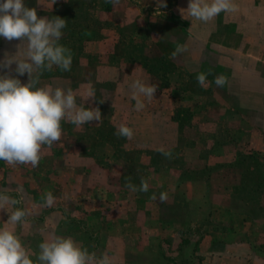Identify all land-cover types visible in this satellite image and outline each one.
I'll return each instance as SVG.
<instances>
[{"label": "rangeland", "instance_id": "1", "mask_svg": "<svg viewBox=\"0 0 264 264\" xmlns=\"http://www.w3.org/2000/svg\"><path fill=\"white\" fill-rule=\"evenodd\" d=\"M255 1L234 0L236 12L204 23L181 16L189 0H24L38 17L66 20L59 43L73 54L70 71L54 66L37 86L71 88L102 116L62 123L35 168L0 161V189L20 200L0 210V227L25 209L15 233L31 258L56 235L113 264H264V22L254 20L264 11ZM15 68L0 76L26 84ZM209 71L201 87L196 76ZM136 81L156 87L153 99L140 96L141 111ZM122 124L130 139L117 135ZM129 177L149 191H130ZM48 192L55 200L44 206Z\"/></svg>", "mask_w": 264, "mask_h": 264}, {"label": "clouds", "instance_id": "2", "mask_svg": "<svg viewBox=\"0 0 264 264\" xmlns=\"http://www.w3.org/2000/svg\"><path fill=\"white\" fill-rule=\"evenodd\" d=\"M117 5L120 0H107ZM56 0H52L55 4ZM159 7H166L160 0ZM238 10L234 0H189L187 9H180L181 16L188 20L211 22L223 13ZM67 22L58 16L38 17L35 8L25 6L24 0H0V37L8 41L18 40V50L13 56H6L0 67L11 68L16 64L15 72L19 76L28 75V82L22 84L20 79L11 76H0V161L10 166L39 165L45 149L58 142L63 134L62 123H70L77 128L92 121H100L102 116L99 108H86L77 102V91L71 88H53L51 85L38 87L40 75L51 71L53 67L63 72L71 70L73 54L71 49L61 45L63 29ZM27 41L24 46V41ZM211 72H200L196 79L201 87H206L207 77ZM217 87L226 84V77L215 78ZM132 99L136 101L135 110L141 111L145 104L140 99L143 95L153 99L156 87L136 81L132 85ZM95 98L91 90L84 101ZM103 103V101H99ZM119 137L131 138L132 129L121 125L117 129ZM165 157L170 152L162 150ZM125 187L132 192L149 191L147 180L141 178L140 185L131 183L129 177ZM167 193H160L161 202L167 200ZM151 199H157L153 194ZM55 197L46 193L45 205L51 206ZM20 200L8 194L7 189H0V210L15 206ZM28 212L15 208L9 214L4 227H0V264H113L106 253L97 257L81 247L72 237L53 235L41 242L35 260L31 258L20 237L15 233L16 225L27 224Z\"/></svg>", "mask_w": 264, "mask_h": 264}, {"label": "crops", "instance_id": "3", "mask_svg": "<svg viewBox=\"0 0 264 264\" xmlns=\"http://www.w3.org/2000/svg\"><path fill=\"white\" fill-rule=\"evenodd\" d=\"M251 1L256 2L255 0H251ZM262 9L264 11V0H260L259 3H254L255 12H259ZM254 20L264 22V16H256ZM250 23L252 24V21H250ZM245 26H247V24H245ZM18 45H21V41H18V40L8 41L4 39L3 37H0V64L3 63L6 56H13L16 54L18 50ZM15 65L16 64H13V66ZM6 69L7 68L0 67V75L6 74V71H5Z\"/></svg>", "mask_w": 264, "mask_h": 264}]
</instances>
